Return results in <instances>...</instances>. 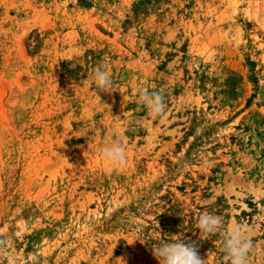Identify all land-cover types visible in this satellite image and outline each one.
Listing matches in <instances>:
<instances>
[{"label": "rangeland", "instance_id": "1", "mask_svg": "<svg viewBox=\"0 0 264 264\" xmlns=\"http://www.w3.org/2000/svg\"><path fill=\"white\" fill-rule=\"evenodd\" d=\"M204 213L264 264V0H0V264H160L178 240L229 264Z\"/></svg>", "mask_w": 264, "mask_h": 264}, {"label": "clouds", "instance_id": "2", "mask_svg": "<svg viewBox=\"0 0 264 264\" xmlns=\"http://www.w3.org/2000/svg\"><path fill=\"white\" fill-rule=\"evenodd\" d=\"M93 83L99 90L111 92V73L104 67H97L93 74ZM140 102L143 103L153 117L164 112L163 96L159 92L140 90ZM115 140H110L99 150L103 160L109 166L108 171L119 170L127 164V145L123 142V129L119 123L113 126ZM196 227L201 234H214L222 232L224 235L225 260L229 264H247L248 256L253 248L251 233L246 232L242 226L230 224L227 229L220 216L204 213L200 215ZM153 255L160 264H205L198 255L194 243H185L184 240L174 242L161 241L152 249Z\"/></svg>", "mask_w": 264, "mask_h": 264}]
</instances>
